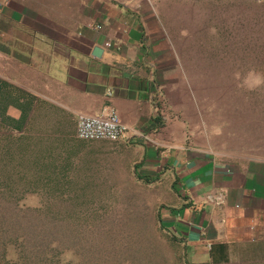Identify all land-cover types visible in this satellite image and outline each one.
<instances>
[{
  "label": "rangeland",
  "instance_id": "1",
  "mask_svg": "<svg viewBox=\"0 0 264 264\" xmlns=\"http://www.w3.org/2000/svg\"><path fill=\"white\" fill-rule=\"evenodd\" d=\"M172 1L189 10L175 14L190 37L178 49L216 149L233 163L264 162V85L246 84L250 71L264 74V0ZM11 102L27 109L21 128ZM76 127L51 102L0 92V264H39L27 240L41 238L44 250L57 245L56 264H264V235L233 244L228 261L190 250L161 223L165 189L139 179L130 145L83 140ZM12 204L40 210L14 224ZM15 226L25 246L8 244L7 262Z\"/></svg>",
  "mask_w": 264,
  "mask_h": 264
},
{
  "label": "crops",
  "instance_id": "2",
  "mask_svg": "<svg viewBox=\"0 0 264 264\" xmlns=\"http://www.w3.org/2000/svg\"><path fill=\"white\" fill-rule=\"evenodd\" d=\"M185 11L172 0H8L0 84L77 119L114 106L139 179L165 189L161 223L211 260L213 244L229 255L236 242L264 235V162L233 163L216 149L181 63L178 45L190 37L175 14ZM19 106L7 113L19 117ZM219 192L222 204L209 198Z\"/></svg>",
  "mask_w": 264,
  "mask_h": 264
},
{
  "label": "built area",
  "instance_id": "3",
  "mask_svg": "<svg viewBox=\"0 0 264 264\" xmlns=\"http://www.w3.org/2000/svg\"><path fill=\"white\" fill-rule=\"evenodd\" d=\"M8 0H0V10ZM111 42L107 41L105 46L110 47ZM162 109L165 108L164 102H160ZM128 128L121 120L117 109L106 106L96 114H79L77 119L76 135L83 140H109L113 142L126 140ZM147 138L149 136L146 135ZM218 204L225 202V193L219 192L211 194L209 197Z\"/></svg>",
  "mask_w": 264,
  "mask_h": 264
},
{
  "label": "trees",
  "instance_id": "4",
  "mask_svg": "<svg viewBox=\"0 0 264 264\" xmlns=\"http://www.w3.org/2000/svg\"><path fill=\"white\" fill-rule=\"evenodd\" d=\"M6 86H9V87H12L11 85H8L7 83H4ZM19 91H22V90H19ZM25 93V92H24ZM30 95V94H28ZM19 108L21 109L22 111V114H21V117H20V120H18V124H17V127L18 128H21L22 125H23V122L26 120L27 116H28V113H27V109L20 104ZM6 110V107L5 109ZM8 118L12 119V120H15V118H12L11 116H8ZM40 210V208H26V209H23L22 207L18 206L17 204L13 206L12 205H9V207H6L5 208V211H8V214L9 213H14L11 215V218L12 220H14V224L19 221L18 219H16V217H18L19 215H21V213H25L27 212L28 210ZM10 218V219H11ZM20 229H22V227H16L15 226V230L13 232V234L11 236H9V242L5 244L4 246V254H3V259L6 260L7 262H10L9 259H7V245L8 244H12V243H17L19 244V246H22L24 247L25 244L24 242H19V240L23 237L22 234L20 235L19 232H20ZM28 243L30 244V246H32L31 248L33 249V252L35 253V255L38 257V255H42V257H38V262L39 264L42 263V264H56L57 263V254H54L52 252V250H54L55 248H50L49 251L47 250H44L43 248V241H42V238L41 239H36V241L34 243H32V241H30L29 239L27 240ZM7 242V241H6ZM210 255H211V261L212 262H215V263H218V262H223V261H228L229 260V255L227 253V246L223 243H216V244H213L212 247H211V250H210Z\"/></svg>",
  "mask_w": 264,
  "mask_h": 264
},
{
  "label": "clouds",
  "instance_id": "5",
  "mask_svg": "<svg viewBox=\"0 0 264 264\" xmlns=\"http://www.w3.org/2000/svg\"><path fill=\"white\" fill-rule=\"evenodd\" d=\"M234 75L237 79L239 78V73H235ZM246 84L248 85L249 88H254L264 85V74H259L250 71L248 74V78L246 79ZM52 246L56 247L57 245L54 243Z\"/></svg>",
  "mask_w": 264,
  "mask_h": 264
},
{
  "label": "water",
  "instance_id": "6",
  "mask_svg": "<svg viewBox=\"0 0 264 264\" xmlns=\"http://www.w3.org/2000/svg\"><path fill=\"white\" fill-rule=\"evenodd\" d=\"M102 52H103V48L102 47H100V46H95L94 47L93 54L95 56H98V57L101 56Z\"/></svg>",
  "mask_w": 264,
  "mask_h": 264
}]
</instances>
